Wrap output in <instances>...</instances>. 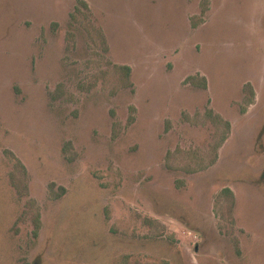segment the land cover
I'll return each mask as SVG.
<instances>
[{
    "label": "rangeland",
    "instance_id": "rangeland-1",
    "mask_svg": "<svg viewBox=\"0 0 264 264\" xmlns=\"http://www.w3.org/2000/svg\"><path fill=\"white\" fill-rule=\"evenodd\" d=\"M0 264H264V0H0Z\"/></svg>",
    "mask_w": 264,
    "mask_h": 264
},
{
    "label": "trees",
    "instance_id": "trees-1",
    "mask_svg": "<svg viewBox=\"0 0 264 264\" xmlns=\"http://www.w3.org/2000/svg\"><path fill=\"white\" fill-rule=\"evenodd\" d=\"M127 69L129 70L130 68L128 67Z\"/></svg>",
    "mask_w": 264,
    "mask_h": 264
}]
</instances>
